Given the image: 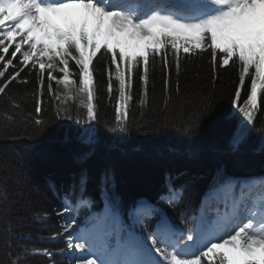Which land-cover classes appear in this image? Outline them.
Masks as SVG:
<instances>
[{
    "label": "snow or ice",
    "instance_id": "obj_1",
    "mask_svg": "<svg viewBox=\"0 0 264 264\" xmlns=\"http://www.w3.org/2000/svg\"><path fill=\"white\" fill-rule=\"evenodd\" d=\"M204 52L210 54L214 70L230 62L238 68L232 106L240 119L230 149L239 151L253 132L264 149V0H0V95H7L9 85L20 80L25 68L36 70L37 87L32 94L36 115L25 119L40 134L56 120L75 122L78 140L88 149L85 157L98 143L94 61L107 58L102 71L108 97L115 100L112 131L125 134L132 126L134 79L140 82L139 106L143 108L150 72L159 61L165 71L166 108L172 67L179 73L182 54L193 57ZM45 96L55 103L54 117L47 120L41 116ZM7 99L12 111L0 113V119L13 123L23 109L14 96ZM204 101L203 109L178 123H162L161 128L190 139L212 115V97ZM3 166L10 170L6 160ZM88 179L87 173L80 174L63 194V209L57 213L75 212L78 217L87 210L83 224L75 217L62 224L66 248L59 251L69 253L70 264H264V176L218 172L191 214L180 208L183 188L167 178L158 200L179 214V225L145 199L122 209L109 196L112 178L107 170L99 177L102 207L93 210L95 201L86 194ZM16 183L22 185L24 180L18 176ZM11 204L6 193L0 196V219L5 222L11 219ZM152 219L156 222L146 236L136 231L137 225L147 227L144 221ZM6 232V259H0V264H26L31 255L51 258L48 249L13 243L12 236L22 235L21 230L9 226Z\"/></svg>",
    "mask_w": 264,
    "mask_h": 264
},
{
    "label": "trees",
    "instance_id": "obj_2",
    "mask_svg": "<svg viewBox=\"0 0 264 264\" xmlns=\"http://www.w3.org/2000/svg\"><path fill=\"white\" fill-rule=\"evenodd\" d=\"M106 59L100 57L94 61L99 89V121L94 125L98 143L86 157L83 154L88 149L78 140L79 126L75 122L56 120L46 133L40 134L35 124L25 119L36 115L32 95L37 87L36 70L25 68L20 80L26 78L30 82L13 81L7 95H0V113L12 111L7 96H14L23 109L16 122L0 119V196L6 193L12 202L11 219L7 222L0 219V259H6L3 245L10 226L14 231H22V235L12 236L13 243L21 241L53 253L51 258L31 255L26 264H70L69 253L59 250L66 248L67 234L62 224L71 217L57 213L63 209V194L78 181L81 173L89 177L86 194L95 201L94 210L102 207L99 177L107 170L112 178L109 196L122 209L145 198L156 203L176 224H180L179 214L158 200L167 178L183 188L180 208L191 214L198 210L218 172L234 177L264 175V149L260 148L258 134L251 133L237 152L229 146L240 119L232 106L238 68L231 62L214 70L208 52L193 57L182 54L179 73L175 66L171 69V99L165 108V71L157 61L150 72L148 98L143 108L139 106L140 82L138 77L134 79L132 126L121 134L112 131L115 100H110L106 92L102 71ZM209 95L213 101L212 115L202 121L193 137L184 139L171 129L161 128L162 123H178L197 109H203L204 98ZM44 101L45 111L41 116L47 120L54 117L55 103L48 96ZM260 120L258 117L257 124ZM114 144L118 146L113 147ZM170 147L177 151H169ZM5 160L10 170L3 166ZM18 176L24 180L22 185L16 183ZM18 190H22L21 195L17 194Z\"/></svg>",
    "mask_w": 264,
    "mask_h": 264
},
{
    "label": "rangeland",
    "instance_id": "obj_3",
    "mask_svg": "<svg viewBox=\"0 0 264 264\" xmlns=\"http://www.w3.org/2000/svg\"><path fill=\"white\" fill-rule=\"evenodd\" d=\"M10 51H11V49H10ZM127 222L130 223V221H128V219H127ZM136 231H137L139 234H141V235H144V236L147 235V234L144 233V227H143V226L137 225V226H136Z\"/></svg>",
    "mask_w": 264,
    "mask_h": 264
}]
</instances>
